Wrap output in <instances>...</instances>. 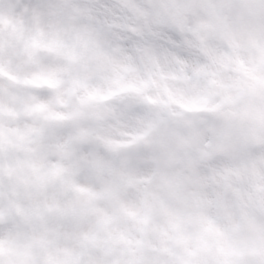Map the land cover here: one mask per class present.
Masks as SVG:
<instances>
[{"label": "snow or ice", "instance_id": "snow-or-ice-1", "mask_svg": "<svg viewBox=\"0 0 264 264\" xmlns=\"http://www.w3.org/2000/svg\"><path fill=\"white\" fill-rule=\"evenodd\" d=\"M166 3L159 36L145 29L143 39L123 25L108 30V0L88 3L102 10L92 30L77 19L85 0L0 7V264H264V33L237 29L229 19L234 12L264 17V0ZM152 42L190 66L174 78L210 77L219 96L181 105L210 114L223 133L221 154L205 153V162L179 172L144 163L142 137L103 139L78 129L82 113L50 103L66 77L72 91L88 87L81 75L104 62L102 43L135 54ZM246 42L257 49L248 63L238 53ZM216 65L234 66L239 75L225 81ZM117 94L91 90L88 98ZM125 169L145 173L143 182L155 179V187L132 191ZM122 217L134 227H120Z\"/></svg>", "mask_w": 264, "mask_h": 264}, {"label": "clouds", "instance_id": "clouds-1", "mask_svg": "<svg viewBox=\"0 0 264 264\" xmlns=\"http://www.w3.org/2000/svg\"><path fill=\"white\" fill-rule=\"evenodd\" d=\"M91 0H85V6L77 14V19L84 27L92 30V20L97 12L88 8ZM110 8L106 26L108 30H116L122 25L141 34L147 29L153 37L159 36L160 27L166 23L169 5L166 0H108ZM0 7L7 12L9 0H0ZM115 10L113 13L112 10ZM230 21L237 29L264 33V17L243 15L239 12L229 14ZM184 40L191 39V33H179ZM104 62L94 63L81 75L86 79L87 88L72 91L71 77L57 89L50 100L52 108L62 112H80L83 115L77 121L78 129L91 132L95 136L114 141L130 140L142 137L139 145L147 148V155L142 157L146 164L159 167L173 173L199 165L210 156L219 155V144L223 133L222 123L210 122L208 113L187 111L181 105L203 103L200 97H206L209 103L219 100L217 89L208 83L210 77H201L198 81L185 82L179 77L181 69L190 70V66L180 63L175 53L163 43H141L135 54L118 44H101ZM239 59L248 63L257 55L256 47L244 43L238 49ZM28 66L25 65V68ZM228 68L213 66L219 72V78L227 81L239 73ZM146 84V87H145ZM140 88L137 93L134 89ZM121 89H127L121 92ZM99 90L108 96L118 93L109 99L88 98V92ZM139 106L141 113H133L131 109ZM178 113L179 115H172ZM73 167L70 162H65ZM145 173L124 170L123 182L132 181V191L155 187L143 182ZM74 179V177H68ZM136 204L137 201H129ZM120 227L132 228L134 225L127 217H122Z\"/></svg>", "mask_w": 264, "mask_h": 264}]
</instances>
